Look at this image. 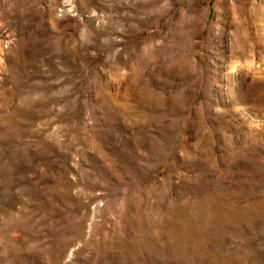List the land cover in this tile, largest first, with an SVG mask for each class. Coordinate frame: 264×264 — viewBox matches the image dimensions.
<instances>
[{"label": "rangeland", "instance_id": "1", "mask_svg": "<svg viewBox=\"0 0 264 264\" xmlns=\"http://www.w3.org/2000/svg\"><path fill=\"white\" fill-rule=\"evenodd\" d=\"M0 264H264V0H0Z\"/></svg>", "mask_w": 264, "mask_h": 264}]
</instances>
